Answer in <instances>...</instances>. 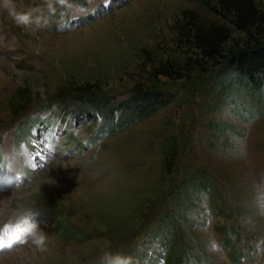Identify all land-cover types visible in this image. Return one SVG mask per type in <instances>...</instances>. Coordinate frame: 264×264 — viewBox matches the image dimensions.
Returning <instances> with one entry per match:
<instances>
[{
	"label": "rangeland",
	"instance_id": "obj_1",
	"mask_svg": "<svg viewBox=\"0 0 264 264\" xmlns=\"http://www.w3.org/2000/svg\"><path fill=\"white\" fill-rule=\"evenodd\" d=\"M12 3L42 21L18 27L0 2V264H101L105 253L177 264L173 245L188 264H264V94L227 77L249 38L217 0H70L55 15L43 0ZM210 23L232 30L213 63L188 35ZM152 87L174 98L134 126L81 111L87 96L119 103ZM192 177L203 185L180 210L175 193Z\"/></svg>",
	"mask_w": 264,
	"mask_h": 264
},
{
	"label": "trees",
	"instance_id": "obj_2",
	"mask_svg": "<svg viewBox=\"0 0 264 264\" xmlns=\"http://www.w3.org/2000/svg\"><path fill=\"white\" fill-rule=\"evenodd\" d=\"M217 3L216 14L228 21L236 31L249 38L244 47L230 54L227 77L254 93L264 94V15L259 11L254 0H217ZM188 35L202 59L213 63L224 58L232 30L225 23L191 24ZM164 73L167 77L173 76L166 70ZM178 77L181 78L179 74ZM173 98L172 94L160 87L137 88L128 99L119 103H114L109 96H87L81 111L85 115L91 113L103 116L107 125L116 116V127L122 129L148 119L171 103ZM31 123L33 127L37 125L34 121ZM27 131L26 127L21 129L16 139H21ZM165 152H167L166 148ZM202 182L201 177H192L188 186L184 184L177 188L175 203L180 210H183L191 189L203 185ZM59 221L62 222L63 217H59ZM164 226L167 224L162 222L161 227ZM66 231L69 237L76 239L83 237L75 229L66 228ZM178 249V245H173L170 257L172 263L177 261V264H188L190 261L188 251ZM175 252H179L177 258Z\"/></svg>",
	"mask_w": 264,
	"mask_h": 264
},
{
	"label": "clouds",
	"instance_id": "obj_3",
	"mask_svg": "<svg viewBox=\"0 0 264 264\" xmlns=\"http://www.w3.org/2000/svg\"><path fill=\"white\" fill-rule=\"evenodd\" d=\"M0 2H2V6L7 9L9 15L12 17L13 23L16 26L31 27L33 24L36 26L41 25L42 17L35 14L39 10L38 8H32L28 11L19 12L16 11L12 0H0ZM43 6L47 9L50 15H55L57 7L61 9L69 8L71 7V3L70 0H43ZM26 234L31 236L32 243L38 250L43 251L45 249L46 235L38 230L35 223L29 222ZM101 264H137V261L132 255L122 253H105L101 257Z\"/></svg>",
	"mask_w": 264,
	"mask_h": 264
},
{
	"label": "snow or ice",
	"instance_id": "obj_4",
	"mask_svg": "<svg viewBox=\"0 0 264 264\" xmlns=\"http://www.w3.org/2000/svg\"><path fill=\"white\" fill-rule=\"evenodd\" d=\"M4 246H3V244L2 243H0V248H3Z\"/></svg>",
	"mask_w": 264,
	"mask_h": 264
}]
</instances>
